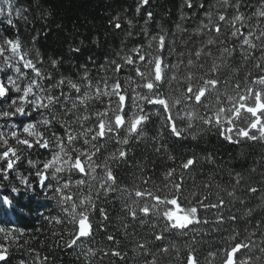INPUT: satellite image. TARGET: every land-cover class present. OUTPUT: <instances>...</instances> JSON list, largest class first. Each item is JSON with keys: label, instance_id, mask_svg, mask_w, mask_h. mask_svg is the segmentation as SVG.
<instances>
[{"label": "snow or ice", "instance_id": "6c2138e0", "mask_svg": "<svg viewBox=\"0 0 264 264\" xmlns=\"http://www.w3.org/2000/svg\"><path fill=\"white\" fill-rule=\"evenodd\" d=\"M148 4L139 0L135 12ZM183 4L198 19L192 29L177 25L186 34L179 44L175 33L161 29L149 34L142 28L147 43L123 45L99 64L89 55L70 72L61 69L71 56L48 59L44 70L41 54L23 49L18 29L15 37L0 34V173L8 179L25 152L42 149L50 154L34 174L45 196L65 215L43 219L61 226L63 231L53 236L63 241L65 250L77 253L79 264H164L169 257L180 264H201L196 246L206 238L213 241L207 264H216L218 257L219 264H264V255L252 254L253 249L264 254V155L251 161L241 155L233 163L211 151L179 160L182 154L176 152V142L197 141L198 130L205 129L215 130L231 145L264 144V0ZM42 6L41 0L20 6L7 0L0 17L16 28L15 18L27 22L25 14ZM152 15L146 13L145 23ZM185 19L190 17L182 15ZM126 23L131 27V20ZM108 25L114 32L125 30L118 14L109 17ZM94 42L99 46L98 38ZM68 53L79 54L81 47L69 44ZM21 78L27 82L22 84ZM150 128L155 130L146 150L170 163L159 185L147 174L155 172V160L151 168L136 164L139 183L130 188L120 173L130 160L135 163V149ZM27 163L37 167L30 159ZM251 174L258 179L250 182ZM89 179L96 182V191L83 198L77 193V204L68 189L73 184L91 187ZM21 182L33 188L27 179ZM11 191L18 195L15 187ZM253 197L261 203H251ZM109 200L119 202L124 213L122 231L116 229L120 235L110 231L112 216L104 207ZM0 201L11 205L7 197L0 196ZM13 231L0 227V264H10L12 244L7 241L18 242ZM101 232L106 244L98 247L94 242ZM126 240L132 243L131 256ZM33 259L35 264L40 258L37 254Z\"/></svg>", "mask_w": 264, "mask_h": 264}, {"label": "trees", "instance_id": "16d2710c", "mask_svg": "<svg viewBox=\"0 0 264 264\" xmlns=\"http://www.w3.org/2000/svg\"><path fill=\"white\" fill-rule=\"evenodd\" d=\"M26 2L27 0H12L15 6H20ZM41 2L43 6L39 11L32 12L30 10L29 13L25 14L28 17L27 22L23 18L14 19L16 28H11L4 22L6 17H0V34L15 37L18 29L23 49L32 54L38 51L44 59V64L40 65L44 70L48 69V59L63 56L65 60H68L71 56V62L63 66L62 72L74 71V66L86 63V57L89 55H94L97 64H99L105 54L112 55L123 45L131 47L140 41L147 43L144 35L141 34L142 28H146L149 34H155L161 29L169 34L175 33L174 38L179 44L186 34L179 31L177 25H180L181 29H192L198 19L192 10L184 7L183 0H149L148 6L141 8L139 14L135 12L139 0H41ZM0 6L6 8L7 0H0ZM49 12L51 15H47ZM147 12H151L153 15L151 20L145 23ZM41 13H44V15H41ZM116 14L121 17L124 31L114 32L108 25L109 17ZM182 15L190 17V19L181 20ZM128 20L132 21L131 27L126 23ZM128 32H131L132 35L128 36ZM33 37H36L35 41H33ZM96 38L99 40V46L94 42ZM81 40L83 41L82 45H80ZM69 44L79 45L81 53H68ZM89 67L91 68V65ZM25 71L28 72L29 76L31 75L29 70ZM9 74L12 73L9 72ZM93 74H95L94 71ZM2 75L0 73V77ZM229 75L231 74L229 73ZM239 75H244V69L240 70ZM21 82L22 84L26 83V78H21ZM22 119L24 118L17 117L16 121ZM27 122L25 120V123ZM3 123L4 121L0 120V125ZM158 127L159 124L155 125V128ZM154 130V128L148 129L144 143L135 149L137 153L135 163L130 160V166L124 167L120 173L123 183L130 188L133 182L139 183L140 168L136 167V164H144L151 168L152 161L155 160V172H148L147 174L152 177V182L156 185L161 183L163 169L169 166L170 162L161 161L146 150V148L152 146L150 138ZM171 143L173 141L169 140V144ZM209 151L219 154L225 161L233 163L239 160L241 155L249 157L251 161L264 155V144L245 142L242 145H231L220 139L215 130L208 131L207 129L203 132L198 130L197 141H185L183 144L176 142V152L182 154L178 156V160L183 155L195 153L198 156H203ZM50 158V154L42 149L39 152H25L21 156V161L16 169L7 173L8 179H4L3 174L0 173V196L7 197L11 201V205L0 201V227L14 229L13 236L18 237L16 244H13L11 240L7 241V243L12 244L9 256L10 264H20L21 261H24V264H34L33 258L37 254L40 259L35 264H79L76 260L77 253L65 250L63 241L57 240L53 236V232L61 233L63 231L61 226L51 224L43 219V215L63 216L65 214L58 210V205L54 200L45 196V189L38 186V178L33 177L28 171V166L25 165L26 161L30 159L38 169L42 160ZM202 164L204 169L208 168L206 162H202ZM0 167H3V165L0 164ZM195 175L193 173V176ZM245 177L248 178L249 173L245 172ZM22 178L27 179L33 188H26L21 182ZM217 179L220 180V177H217ZM224 179H227V177H224ZM256 179H258V176L251 174L250 182ZM220 182L223 183V180ZM88 184L91 187H79L73 184L68 189V193L77 204V193L80 194V198H83V196L93 194L96 191L95 181L89 179ZM13 187L17 189L18 195L11 191ZM101 203L103 202L101 201ZM251 203L259 205L261 200L258 197H253ZM104 207L110 211L112 216L110 231L120 235V232L116 231V229H121V217L124 215L120 203L109 200L104 204ZM237 207L240 206L237 205ZM76 211H80L79 206ZM243 211L244 209L241 208V214H243ZM137 230L142 232V229ZM131 231L132 228L130 227L129 232ZM21 232L23 235H20ZM0 242H4L2 237H0ZM94 243L98 247L105 246L104 233H97ZM57 244H59V247H57ZM257 244L259 245V240H257ZM212 245V239L206 238L205 243L196 246L201 257V264H207L205 257L208 251L212 249ZM87 246L85 244V247ZM124 246L129 251V256H131L132 243L130 240L124 241ZM178 246L181 248L180 257L183 259L185 255L183 246L182 244ZM252 254L264 255L256 249H253ZM174 255L175 253H173ZM44 257H47L46 261L43 260ZM114 264H118V262H114ZM137 264H139V261ZM164 264H180V261L169 257L165 259ZM216 264H219V257ZM255 264H260V262H255Z\"/></svg>", "mask_w": 264, "mask_h": 264}, {"label": "rangeland", "instance_id": "374dc122", "mask_svg": "<svg viewBox=\"0 0 264 264\" xmlns=\"http://www.w3.org/2000/svg\"><path fill=\"white\" fill-rule=\"evenodd\" d=\"M21 136H22V138H27V134H26V133H21ZM10 143H13V142L10 141ZM25 165L28 166V171L31 173V175H32L33 177H36L34 173H35V171L37 170V168H32V167L27 163V161H26Z\"/></svg>", "mask_w": 264, "mask_h": 264}]
</instances>
